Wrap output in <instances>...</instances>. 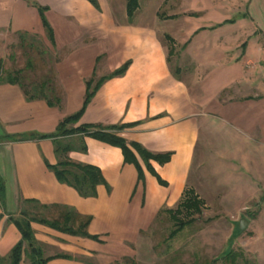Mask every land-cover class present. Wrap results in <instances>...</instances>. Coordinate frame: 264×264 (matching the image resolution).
Returning a JSON list of instances; mask_svg holds the SVG:
<instances>
[{"label":"crops","instance_id":"0c3cea01","mask_svg":"<svg viewBox=\"0 0 264 264\" xmlns=\"http://www.w3.org/2000/svg\"><path fill=\"white\" fill-rule=\"evenodd\" d=\"M156 3L139 0L129 16L126 0H0L4 68L24 73L25 66L32 65L31 72L39 65L36 71L45 73V92L54 102L28 98L19 83L0 82V176L6 195L5 210L0 205V256L21 239L9 217L19 215L24 199L59 205L44 212L48 219L59 217L62 207L74 209L89 218L87 231L98 237L32 222L48 264H117L133 260L141 249L151 253L157 220L178 208L187 191L204 207L210 206L209 193L232 183L252 197L264 192L263 9L232 16L223 10L210 19L212 11L181 3L166 15L153 13ZM252 16L257 24L251 26L246 20ZM167 36L173 39L172 55ZM22 50L27 58L17 65ZM127 62L123 74L99 85L75 126L133 123L115 133L170 158L145 161L134 150L140 176L119 146L89 135L65 137L77 146L83 140L87 148L69 151V159L98 167L105 179L96 196L83 197L57 179L49 166L58 161L54 139L42 136L83 107L93 74L99 79ZM230 223L223 255L235 248L229 246ZM20 264H30L25 253Z\"/></svg>","mask_w":264,"mask_h":264},{"label":"trees","instance_id":"16d2710c","mask_svg":"<svg viewBox=\"0 0 264 264\" xmlns=\"http://www.w3.org/2000/svg\"><path fill=\"white\" fill-rule=\"evenodd\" d=\"M95 2V0H91ZM127 12L129 16H132L135 10L139 6V0H126ZM169 43V55L174 52V47L172 45L173 39L167 36ZM129 66V62L122 65L120 68L111 72L110 74L96 78L93 74L86 81V94L84 99L83 107L76 113L64 117L58 124L57 129L54 133L43 135L42 137H50L54 139V151L57 155L58 161L54 165H49L54 171L57 179L74 187L78 193L83 197H92L97 194V186L105 182L101 170L91 164L73 162L67 156V153L72 150L86 151V144L80 142L77 146L72 143L65 142L63 138L75 135H89L111 143L113 145L119 146L122 149L125 162L134 163L139 169L140 176L142 175L141 169L138 163L137 156L134 150L139 153V155L145 160L155 159L159 163H165L169 160L170 154H153L141 146L137 142H127L124 138L118 136L115 131L124 128L126 125L130 124H117V125H101L94 123L80 124L75 126L79 121L83 111L85 110L87 104L93 97L95 91L98 89L99 85L107 78L123 74ZM22 70H6L4 68V63L0 60V82H10L19 83L23 90L25 91L28 98H46L49 103L53 104L50 97L47 96L45 92L46 80H41L37 83L31 82L30 85L25 86L21 82ZM55 101L59 102L58 97H53ZM30 137H14L16 140L29 139ZM82 139V137H81ZM5 185L2 177L0 176V205L5 210ZM52 207H60L59 205H51ZM51 206L42 204L35 199H24L22 200V205L19 210L18 216L11 215L9 220L12 221L21 233V239L11 248L7 256H0V264H20L23 254L29 260L30 264H48L50 257L44 255L41 245H39L35 239L34 231L32 229V222H40L57 230L67 232L73 235H80L89 238L97 239V235H91L87 231V226L89 224L88 217H82L74 209L69 207H62L64 210L61 211L59 217L48 219L44 212ZM204 207V201L199 199L192 191H187L184 195L183 200L176 209L168 210L171 218L175 222V228L172 229L170 237L177 235L182 229L187 225L193 223L196 220V215L202 213ZM0 214V219L2 218ZM60 256V255H59ZM61 256L69 257L66 254H61ZM233 257V258H231ZM236 253L234 249L223 255L221 258L224 264L227 262L233 263L235 261ZM219 257L213 259L210 264H216ZM132 264H135L133 260ZM87 264H95L93 262H88Z\"/></svg>","mask_w":264,"mask_h":264},{"label":"rangeland","instance_id":"374dc122","mask_svg":"<svg viewBox=\"0 0 264 264\" xmlns=\"http://www.w3.org/2000/svg\"><path fill=\"white\" fill-rule=\"evenodd\" d=\"M140 1L149 4L150 0ZM180 3L181 5L185 4L184 7L187 9L193 7L198 10L202 8L205 10L204 12L210 11L211 13L212 11L211 14L214 15H209L210 19L219 18L218 15H221L223 10H229L231 16L233 13H250L252 9L258 7L264 11V0H157L155 7L146 6H152L153 13L157 11L158 14L166 15L173 12L174 7H178ZM262 22L258 21V23ZM246 23L251 26L257 24L253 16L246 20ZM25 40L29 41V45H33L35 49L39 45L36 40L30 41L28 38ZM261 40H264V37ZM29 50L28 48L26 51ZM26 51L25 54L23 51L21 55H18L20 63L17 65H22L26 60ZM37 59L35 56L34 61ZM30 66L32 65L25 66L26 70L21 75V82L25 86L30 85L31 82L41 81L45 75L40 70L36 71L39 65L34 63V71L31 72ZM235 184L224 186L220 193H209V195L211 194L210 206L203 207L202 213L196 215V220L174 237H170V233L175 228V222L169 214L164 213V218L157 220L150 235L151 241L148 247L151 248V253L149 248V252L147 249H141L133 262L135 264H210L213 259L219 257L216 264H224L221 257L227 246V235L231 232L230 221H233L241 213L250 219V224L241 233L242 236L240 235L238 240L232 238L231 241L235 243L233 249L236 257H234L233 263H227L264 264V192L256 193L252 197L243 186ZM218 204L221 206H217ZM131 261V259H123L117 264H132Z\"/></svg>","mask_w":264,"mask_h":264},{"label":"water","instance_id":"95a60500","mask_svg":"<svg viewBox=\"0 0 264 264\" xmlns=\"http://www.w3.org/2000/svg\"><path fill=\"white\" fill-rule=\"evenodd\" d=\"M249 224H250V219L241 213H239L238 216L233 220L232 235L229 239L230 247L233 244V241H231L232 238L235 240L239 234H241L244 230H246ZM228 250L231 251V249L229 248ZM228 250L224 253V255L229 252Z\"/></svg>","mask_w":264,"mask_h":264}]
</instances>
